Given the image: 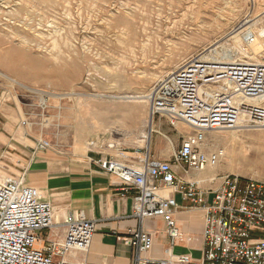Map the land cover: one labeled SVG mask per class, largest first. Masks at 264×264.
Here are the masks:
<instances>
[{"label":"rangeland","instance_id":"rangeland-1","mask_svg":"<svg viewBox=\"0 0 264 264\" xmlns=\"http://www.w3.org/2000/svg\"><path fill=\"white\" fill-rule=\"evenodd\" d=\"M248 26L257 35L251 45L235 36ZM214 49L263 63L264 0H0V87L32 124L48 119L39 127L53 143L85 127L118 138L116 130L129 125L120 106L150 105L148 97L123 96L150 94L157 81ZM42 97L44 109L37 104ZM73 116L75 129L67 125ZM141 124L145 130L147 119ZM178 126H170L177 135L189 132ZM235 129L210 132L206 149L223 148L224 156L192 171L264 181V129Z\"/></svg>","mask_w":264,"mask_h":264},{"label":"built area","instance_id":"built-area-1","mask_svg":"<svg viewBox=\"0 0 264 264\" xmlns=\"http://www.w3.org/2000/svg\"><path fill=\"white\" fill-rule=\"evenodd\" d=\"M201 54L157 81L148 97L151 119L160 116L173 128L181 124L189 128L172 159L155 160L148 152L137 165L115 156L97 160L121 178L123 189L135 190L132 216L140 223L161 217L172 244L183 235L175 218L179 205L174 195L180 194L190 208L204 211L201 261L190 254L145 257L154 246V236L140 225L125 234L115 232L132 248L133 264H264V181L230 174L220 177L214 190L202 179H183L176 170L203 171L221 161L223 148L205 147L210 132L264 129V63L215 61ZM32 92L44 94L38 89ZM46 103L42 97L37 104L44 109ZM44 119L39 123L46 124ZM22 123L32 125L28 117ZM55 146L47 138L36 144L39 150ZM54 213V206L41 198L36 187L22 178H0V264H95L69 260V255L90 249L97 221H71L63 240H50L44 232L56 226Z\"/></svg>","mask_w":264,"mask_h":264},{"label":"crops","instance_id":"crops-1","mask_svg":"<svg viewBox=\"0 0 264 264\" xmlns=\"http://www.w3.org/2000/svg\"><path fill=\"white\" fill-rule=\"evenodd\" d=\"M120 110L129 125L116 130L121 134L118 138L106 134L90 135L85 131L86 127L78 131L73 116L69 117L67 125L75 129L76 134L62 136L61 140L54 143L57 146L39 150L36 148L37 140L48 137V134L39 127L38 119L32 125H24L22 109L15 98L0 87V178H22L25 183L39 190L43 200L54 206L56 226L44 232L47 239L63 240L66 224L71 221H97L90 249L87 252L72 251L69 260L95 264H133L132 248L124 240L118 239L115 232L125 234L128 228L142 225L154 236V246L144 254L145 257L167 259L178 254H190L195 261H201L205 220L202 209L190 208L180 194L174 195L179 205L175 218L183 235L172 244L166 222L161 217L140 223L132 216L135 190L123 189L121 178L97 162L100 157L115 156L137 165L139 158L148 152L155 160H171L180 145L183 134L177 135L162 117L154 122L151 132L150 128L142 129L140 123L143 119H147L149 127L150 105L145 108L144 104H129L120 106ZM177 129L180 132L189 131L182 124ZM146 132L150 136L149 140L143 137ZM176 170L183 179H202L206 187L214 190L221 182L215 172L204 174L181 168ZM211 176H216L214 182H211ZM161 227L164 242L159 238ZM168 249L170 251L167 252Z\"/></svg>","mask_w":264,"mask_h":264},{"label":"bare ground","instance_id":"bare-ground-1","mask_svg":"<svg viewBox=\"0 0 264 264\" xmlns=\"http://www.w3.org/2000/svg\"><path fill=\"white\" fill-rule=\"evenodd\" d=\"M245 24H246V22H245ZM244 24V25H245ZM243 25V26H244ZM242 28V27H241ZM238 31H240L239 33H237L235 36H239V37H241V38H243V40H245L244 42H246V44L247 43H249L250 45L251 44H253L255 41H256V37H257V35H256V32H255V30H254V28L252 27V26H248V27H246V28H244V29H242V30H238ZM237 31V32H238ZM236 31H233V33H231V34H234ZM8 42V41H7ZM7 45V44H6ZM220 45H222V44H220ZM220 45L217 47V48H219L220 47ZM12 47V46H11ZM216 48V49H217ZM17 49V48H16ZM216 49H214V50H212L213 51V53L211 52V51H208V52H206V50H204L203 52H202V56L204 57V58H206V59H209V60H215V61H234L235 59H233V56L236 54V53H234L233 51H230V54H226V52H225V50H224V52H220V53H218V52H216ZM218 50V49H217ZM9 53V52H8ZM15 54V53H14ZM4 55V54H3ZM11 55H12V53H11ZM243 62H250V61H243ZM257 62H260V61H257ZM7 63V62H6ZM260 63H262V62H260ZM264 63V62H263ZM183 67V66H182ZM172 72H170L169 74H171ZM1 74H3V73H1ZM4 76H6V77H8L10 80H12L13 82H15V83H17V84H19V85H21V86H23V87H25V88H28L25 84H23L22 82H20V81H18V80H16V79H13V78H11V77H9V76H7V75H4ZM31 89V88H30ZM28 90V89H27ZM39 90V89H38ZM41 90V89H40ZM31 91V90H30ZM44 93V92H43ZM52 95V94H51ZM64 94H61V93H55L54 94V97L55 98H58V97H61V96H63ZM71 95V94H70ZM66 96V95H65ZM110 97V96H109ZM113 97V96H112ZM124 98H128V99H133L134 101L136 100L137 102L139 101V100H141L143 97H149V94L148 95H135V96H123ZM65 98V97H64ZM60 99V98H59ZM147 126V125H146ZM147 128H150V132H151V130L153 129V122H152V119L149 121V127H147ZM234 130H237V129H234ZM145 132V131H144ZM149 132V131H148ZM143 137L146 139V140H149V138H150V136H149V134L146 132V133H144V135H143ZM168 251H170L169 249H168Z\"/></svg>","mask_w":264,"mask_h":264}]
</instances>
